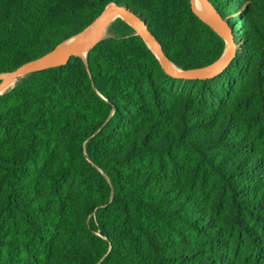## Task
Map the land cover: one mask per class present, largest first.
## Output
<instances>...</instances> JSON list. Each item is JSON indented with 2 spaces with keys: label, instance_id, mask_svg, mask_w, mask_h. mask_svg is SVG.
<instances>
[{
  "label": "trees",
  "instance_id": "16d2710c",
  "mask_svg": "<svg viewBox=\"0 0 264 264\" xmlns=\"http://www.w3.org/2000/svg\"><path fill=\"white\" fill-rule=\"evenodd\" d=\"M208 1L237 46L213 79L167 75L118 18L0 96V264H264V0ZM112 4L181 70L226 52L192 0H0V75Z\"/></svg>",
  "mask_w": 264,
  "mask_h": 264
},
{
  "label": "water",
  "instance_id": "95a60500",
  "mask_svg": "<svg viewBox=\"0 0 264 264\" xmlns=\"http://www.w3.org/2000/svg\"><path fill=\"white\" fill-rule=\"evenodd\" d=\"M197 0H192V7L196 14L206 23H208L215 31H217L227 43V49L222 58L215 64L201 69L194 70H178L174 69L175 66L168 56L166 55L163 46L158 41V39L150 31L147 24L133 11L125 6H119L112 4L108 6L100 17L86 30H90L89 34L85 39H83L79 44H77L73 49H71L67 54H61L56 48L53 52H50L40 58L29 61L16 70L1 75L0 79V92H2L13 80L25 77L29 74L44 71L51 68H57L65 66L68 64L72 57H81V54L87 52L86 58L87 61L89 52L103 40L102 35L107 27L115 21L117 18H121L128 24L132 25L137 29L138 34L145 40L151 43L155 47L156 52L148 44V46L153 50V52L159 55V60L162 64V67L167 75L181 80H209L213 79L220 74H222L231 64L233 59L237 54V46L234 41L233 30L230 25L220 16L216 11L213 5L208 0H200L204 9L207 11L208 15H203L197 12L195 8V3ZM78 34L77 36L81 35ZM74 36V37H77ZM72 37V38H74ZM71 38V39H72ZM226 54V55H225ZM157 55V56H158ZM82 58V57H81ZM176 67V66H175ZM2 96V95H1Z\"/></svg>",
  "mask_w": 264,
  "mask_h": 264
},
{
  "label": "bare ground",
  "instance_id": "6f19581e",
  "mask_svg": "<svg viewBox=\"0 0 264 264\" xmlns=\"http://www.w3.org/2000/svg\"><path fill=\"white\" fill-rule=\"evenodd\" d=\"M197 8L196 10H198L197 12H199V9H202V5L201 2L199 0L196 1L195 3ZM200 13V12H199ZM202 14V13H200ZM205 16V15H204ZM107 30V29H106ZM106 30L104 31L102 38L105 36L106 34ZM90 30L85 31L84 33H82L81 35L74 37L68 41H66L64 44H62L59 48H58V52L61 54H67L71 49H73L77 44H79L83 39H85V37H87V35L89 34ZM148 44L152 47V49L156 52L155 47H153L151 45L150 42H148ZM87 52L81 54L82 58H86ZM158 55V54H157ZM226 55V54H225ZM159 57V55H158ZM174 69L178 70L177 67L173 66ZM18 82V79L13 80L2 92H0V96L3 95L4 93H6L8 90H10L12 87H14L16 85V83Z\"/></svg>",
  "mask_w": 264,
  "mask_h": 264
},
{
  "label": "rangeland",
  "instance_id": "374dc122",
  "mask_svg": "<svg viewBox=\"0 0 264 264\" xmlns=\"http://www.w3.org/2000/svg\"><path fill=\"white\" fill-rule=\"evenodd\" d=\"M199 1H200V0H199ZM200 2H201V1H200ZM201 5H202V3H201ZM195 7H196V5H195ZM202 7H203L202 9H199V12L202 13L203 15H208V13H207V11L204 9V6H203V5H202ZM196 9H197V8H196ZM197 11H198V10H197ZM232 18H237V16L233 15ZM117 19H118V18H117ZM117 19H116V20H117ZM116 20H115V21H116ZM115 21H113V22L107 27L106 34H105V36L103 37V40H104V39L111 38V37H115V33H114L113 29H112V25H113V23H114ZM129 25H130V24H129ZM130 26H132V25H130ZM132 27H133V26H132ZM133 28H134V27H133ZM134 29H135L136 32L138 33L137 29H136V28H134ZM0 76H1V75H0ZM22 78H24V77H22ZM22 78H19V79H18V82H19ZM0 79H1V77H0ZM18 82H17V83H18ZM17 83H16V85H17ZM16 85H15V86H16ZM15 86H14V87H15ZM14 87H12L11 89H13ZM11 89H10V90H11ZM10 90H8V91H10ZM8 91H7V92H8ZM7 92H6V93H7ZM4 94H5V93H4ZM4 94H3V95H4Z\"/></svg>",
  "mask_w": 264,
  "mask_h": 264
}]
</instances>
